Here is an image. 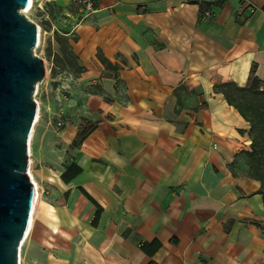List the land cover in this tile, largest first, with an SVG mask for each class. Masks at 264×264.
I'll list each match as a JSON object with an SVG mask.
<instances>
[{"label":"crops","instance_id":"obj_1","mask_svg":"<svg viewBox=\"0 0 264 264\" xmlns=\"http://www.w3.org/2000/svg\"><path fill=\"white\" fill-rule=\"evenodd\" d=\"M39 1L52 54L65 35L84 72L53 83L49 59L66 89L54 112L43 97L56 142L44 132L31 148L40 196L21 264H264L261 183L237 163L250 125L216 90L246 86L253 67L264 82V0H249L255 13L242 0H92L78 24L63 13L74 0ZM85 120L99 125L70 150ZM71 163L82 173L66 183ZM155 240L154 254L140 246Z\"/></svg>","mask_w":264,"mask_h":264},{"label":"water","instance_id":"obj_2","mask_svg":"<svg viewBox=\"0 0 264 264\" xmlns=\"http://www.w3.org/2000/svg\"><path fill=\"white\" fill-rule=\"evenodd\" d=\"M30 3L0 0V264H20L36 198L29 151L47 69L39 27L24 13Z\"/></svg>","mask_w":264,"mask_h":264},{"label":"trees","instance_id":"obj_3","mask_svg":"<svg viewBox=\"0 0 264 264\" xmlns=\"http://www.w3.org/2000/svg\"><path fill=\"white\" fill-rule=\"evenodd\" d=\"M46 13V11L42 12L43 15ZM63 13L64 16L71 13L75 20L81 18L79 8L74 1L65 8ZM50 24L48 22L44 24L45 31L52 29ZM54 36L55 42L59 46V53L55 55L52 54L53 48L51 43H48L46 48L48 58H52V76L56 77L59 74L58 69L65 70L68 68L76 74L84 72V68L80 67L78 58L73 52L69 39L65 37V35H61L57 32H55ZM99 57L104 64L111 68V64L103 59L100 54ZM115 69L117 68L115 67ZM216 90L224 94L228 103L236 108L250 125L248 130V136L251 140L250 148L241 151L237 155V158L244 157L247 166L250 167L248 175L260 181L261 189L259 194L262 195L264 202V82L258 78L256 67H253L246 86L240 87L234 82H227L216 86ZM98 125L99 121H83L78 127V133L70 146V150L79 149L86 138L96 130ZM80 173H82V168L76 163H71L64 170L62 179L64 182L69 183ZM101 212L102 209L98 206L96 218L100 216ZM259 226L264 233V225L259 224ZM140 246L144 251L154 254L160 249L161 243L155 240L151 243H140Z\"/></svg>","mask_w":264,"mask_h":264},{"label":"rangeland","instance_id":"obj_4","mask_svg":"<svg viewBox=\"0 0 264 264\" xmlns=\"http://www.w3.org/2000/svg\"><path fill=\"white\" fill-rule=\"evenodd\" d=\"M38 0H34V4L32 9L28 12L25 13V15L27 16V18L31 21H33L34 23H36L38 26H40V30H41V36L39 39V43H38V47L36 48V54L38 56H40L41 58H43L45 60V65H46V69H47V74H46V79L44 80L43 83H41L39 85L38 88V92L36 94V99L39 102V119L37 121V123L35 124V128H34V132L32 135V139H31V144H30V148L33 147V143L35 142L38 134H42V133H46V136L48 138V142H52L55 143V138L56 135L53 132V130L50 128L48 130H46L43 121L44 119H46L45 117L47 116L46 112H45V106L43 104V97L44 95L46 96V101L47 104L49 106H51L53 112L54 110H59V108H62V103L60 102L59 99H61V94L62 91H64V89L66 88H60L59 90H56L55 88H58L57 86H54V84H50L51 82V62L48 58L47 55V51L46 48L48 46V37L49 34L45 33L44 30V24L46 23L45 17L43 16L42 12H43V4L44 1H39ZM64 83V85L66 83L70 84L71 86L75 85L74 84V80L72 78H65V77H61L60 75L58 77L55 78V82L53 83ZM54 87V91L52 90ZM72 99L74 98V95L71 94ZM59 106V108H58ZM31 160V158H30ZM237 163L242 164L244 167H242V171L246 174L249 173L250 171V167L247 166V162L245 160L244 157H239L237 160Z\"/></svg>","mask_w":264,"mask_h":264},{"label":"built area","instance_id":"obj_5","mask_svg":"<svg viewBox=\"0 0 264 264\" xmlns=\"http://www.w3.org/2000/svg\"><path fill=\"white\" fill-rule=\"evenodd\" d=\"M244 2V5L246 7V9L249 10L250 13H255L256 10H257V7L251 3L249 0H242ZM74 3L76 4V6L79 8V13L81 14V18L76 20V24L82 22L83 18L84 17H87L89 14L93 13L96 11L95 9V4L92 0H74ZM33 4H34V0H33ZM32 4V5H33ZM33 7V6H32ZM32 9V8H31ZM43 10V9H42ZM67 16L69 17H72V14L71 13H68ZM206 16H210L209 13H206ZM39 27V30H40V26ZM40 35H39V38L41 36V30L39 31ZM46 33V32H45ZM38 92V91H37ZM37 100V99H36ZM38 102V101H37ZM39 106V105H38ZM39 112V111H38ZM40 117L37 118V121ZM36 121V123H37ZM63 120L59 122V125H63ZM29 157L31 158V148H30V151H29ZM31 170V160H30V165H29V171ZM34 178V177H33ZM33 178H31V180H33ZM35 185V183H34ZM35 190H36V193L38 192L39 193V186L37 187L35 185ZM35 204V203H34ZM35 207L36 205L34 206V209H33V213L35 211ZM33 216V214H32ZM23 245V244H22ZM20 264H21V256H20Z\"/></svg>","mask_w":264,"mask_h":264},{"label":"bare ground","instance_id":"obj_6","mask_svg":"<svg viewBox=\"0 0 264 264\" xmlns=\"http://www.w3.org/2000/svg\"><path fill=\"white\" fill-rule=\"evenodd\" d=\"M33 4V0H31V3H30V5H29V7L24 11V13H28L30 10H31V8H32V5ZM38 105H39V102H38ZM38 117H39V112H38ZM29 175H30V177L31 178H33L34 176L32 175V172H31V170L29 171ZM33 183H35V185L38 187V184H37V182L35 181V179L33 178ZM39 193L37 192L36 193V198H35V204H34V206L35 205H37V203H38V201H39ZM33 226V225H32ZM32 228V227H31ZM27 240V239H26Z\"/></svg>","mask_w":264,"mask_h":264}]
</instances>
